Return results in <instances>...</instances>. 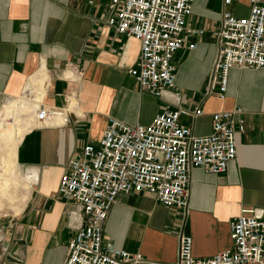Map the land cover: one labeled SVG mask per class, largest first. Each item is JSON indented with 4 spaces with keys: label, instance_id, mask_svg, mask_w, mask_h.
I'll use <instances>...</instances> for the list:
<instances>
[{
    "label": "crops",
    "instance_id": "crops-1",
    "mask_svg": "<svg viewBox=\"0 0 264 264\" xmlns=\"http://www.w3.org/2000/svg\"><path fill=\"white\" fill-rule=\"evenodd\" d=\"M108 3L0 0V102L25 93L32 99V83L43 77L41 106L69 108L66 123L59 117L37 121L36 114L18 147L17 161L33 186L22 212L10 222L11 247L1 264L64 263L75 230L66 218L71 205L58 194L59 181L87 144L100 143L110 118L147 126L166 109L200 107L203 116L182 121L196 135H209L213 113L242 107L245 132L237 135L238 155L227 172L192 171L188 213L166 208L149 192L119 195L104 225L105 243L142 254L141 264H178L179 239L185 234L193 239L195 257H212L233 248L231 223L243 209H264V70L233 68L226 97L206 95L222 14L247 17L249 3L235 0L225 7L223 0H195L188 25L206 35L192 38L177 53L175 87L163 97L143 92L129 73L138 65L141 44L109 27ZM193 43L196 48L190 50ZM70 65L77 69L76 79L66 78ZM71 98L77 101L73 108Z\"/></svg>",
    "mask_w": 264,
    "mask_h": 264
},
{
    "label": "built area",
    "instance_id": "built-area-1",
    "mask_svg": "<svg viewBox=\"0 0 264 264\" xmlns=\"http://www.w3.org/2000/svg\"><path fill=\"white\" fill-rule=\"evenodd\" d=\"M235 0H223L230 6ZM249 3V15L222 14L215 33L218 50L206 87V95L226 97L228 75L233 68L264 70V0ZM195 0H109V27L119 35L137 39L141 52L137 67L129 73L143 92L163 97L174 89L177 53L206 31L188 25ZM194 50L196 43L189 44ZM69 70L77 73L75 66ZM180 100L179 93L175 94ZM245 111L212 114V133L196 135L182 117L197 119L202 108L179 106L165 110L150 125H128L109 119L98 145L87 144L73 157L59 181L58 194L68 205L66 218L75 234L63 264H141L140 253H130L104 242V225L121 194L149 192L166 208L188 213L191 175L195 168L223 174L237 158V135L245 132ZM69 108L40 106L37 121H68ZM233 248L212 257L193 255V239H179L178 264H264V209H243L231 223Z\"/></svg>",
    "mask_w": 264,
    "mask_h": 264
},
{
    "label": "bare ground",
    "instance_id": "bare-ground-1",
    "mask_svg": "<svg viewBox=\"0 0 264 264\" xmlns=\"http://www.w3.org/2000/svg\"><path fill=\"white\" fill-rule=\"evenodd\" d=\"M66 78L76 79V76L72 71H69L66 73ZM32 84L34 87L33 93L35 94L32 99L19 97L8 102L5 106V130L1 136L2 142L7 148L5 154L0 156V211L12 209L16 215L21 212V208L16 206L20 194L23 192L22 199H27L33 182H28L20 176L17 168L19 164L17 161L15 162V157L23 135L35 124L34 117L41 104H43L46 95L45 79L43 77L34 80ZM69 102L72 108L77 105L75 98H71ZM73 110L75 111V109ZM58 121L60 122V120Z\"/></svg>",
    "mask_w": 264,
    "mask_h": 264
},
{
    "label": "rangeland",
    "instance_id": "rangeland-1",
    "mask_svg": "<svg viewBox=\"0 0 264 264\" xmlns=\"http://www.w3.org/2000/svg\"><path fill=\"white\" fill-rule=\"evenodd\" d=\"M29 94L25 93L22 95L23 96H28ZM29 98H31L29 96ZM16 99V98H15ZM15 99H10L8 100L7 98L3 99L1 102H0V156H2L3 154H5L6 152V148L5 145L3 144L2 142V132L5 130L4 128V124H5V118H6V111H5V106L7 105L8 102L10 101H14ZM8 100V101H7ZM6 102V103H5ZM26 120V118H24ZM26 124V123H25ZM35 125V124H34ZM33 125V126H34ZM31 126L27 132L33 127ZM26 132V133H27ZM25 133V134H26ZM24 134V135H25ZM23 135V137H24ZM19 147V146H18ZM18 150V149H17ZM17 161V156L15 157V162ZM18 163V161H17ZM19 164V163H18ZM18 168V171L20 173V176H22L23 178H25L28 182H31L32 181L30 180L29 176H28V173L26 175V171L20 166V164L17 166ZM32 190V189H31ZM31 190L29 191V194L27 195V199H22V194L23 192L20 194V197L18 199V201L16 202V206L17 207H20L21 208V212L27 202V200L29 199V196H30V192ZM15 210V209H14ZM20 212V213H21ZM18 213V215L20 214ZM14 213V211L12 209H4L2 211H0V264L1 262L3 261V257H4V254L6 253V251H9V248L11 247V243H10V240L7 238V234L9 233V230H10V222L12 221V219L15 217V216H18Z\"/></svg>",
    "mask_w": 264,
    "mask_h": 264
}]
</instances>
